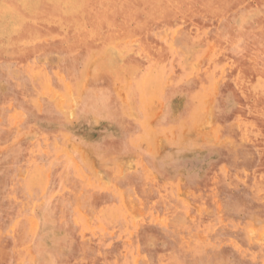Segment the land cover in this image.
Returning <instances> with one entry per match:
<instances>
[{
    "label": "rangeland",
    "instance_id": "374dc122",
    "mask_svg": "<svg viewBox=\"0 0 264 264\" xmlns=\"http://www.w3.org/2000/svg\"><path fill=\"white\" fill-rule=\"evenodd\" d=\"M26 1L0 0V264H264V0Z\"/></svg>",
    "mask_w": 264,
    "mask_h": 264
},
{
    "label": "bare ground",
    "instance_id": "6f19581e",
    "mask_svg": "<svg viewBox=\"0 0 264 264\" xmlns=\"http://www.w3.org/2000/svg\"><path fill=\"white\" fill-rule=\"evenodd\" d=\"M26 1V0H25ZM29 1V0H28ZM41 1V0H40ZM39 1V2H40ZM64 1H66V0H64ZM27 2V1H26ZM34 2V1H33ZM35 2H36V0H35ZM38 2V1H37ZM67 2V1H66ZM72 2V1H71ZM83 2H84V0H83ZM78 3H80V2H78ZM29 4V3H28ZM67 4V3H66ZM77 4V3H76ZM32 5H35V3H33ZM74 5H75V3H74ZM83 5H84V3H83ZM29 6H30V4H29ZM39 6V5H38ZM37 6V7H38ZM64 6V5H63ZM63 6H59V7H61V9L63 8ZM71 6H72V4H71ZM77 7V6H76ZM75 8V7H74ZM29 9H30V7H29ZM16 10V9H15ZM78 10V9H77ZM29 11V10H28ZM59 11H61V10H59ZM73 11H75V10H73ZM76 12H78V11H76ZM9 13V12H8ZM17 13V12H16ZM62 14H63V12H62ZM5 16V15H4ZM4 16H2V17H4ZM11 16V15H10ZM1 17V18H2ZM58 20V19H57ZM11 21V20H10ZM9 22V21H8ZM13 22H14V20H13ZM4 24H5V22H4ZM2 25V24H1ZM9 25V24H8ZM7 26V25H6ZM21 27V26H20ZM30 30V29H29ZM16 34V33H15ZM23 38V37H22ZM4 39H6V38H4ZM11 39V38H10ZM20 39V38H19ZM18 40V39H17ZM119 40V39H118ZM6 41H7V39H6ZM14 41V40H13ZM3 42V41H2ZM1 43V42H0ZM6 43V42H5ZM3 44V43H2ZM9 44V43H8ZM21 45V44H20ZM5 46V45H4ZM30 47H31V45H29ZM104 46V45H103ZM6 47H8L7 45H6ZM24 47V46H23ZM102 48V47H101ZM4 53V52H3ZM35 62V61H34ZM37 65V64H36ZM193 66V65H192ZM38 67V66H37ZM28 68V67H27ZM35 68V67H34ZM37 69V68H36ZM39 80H40V78H39ZM61 81V80H60ZM143 81V80H142ZM262 81V80H261ZM43 82V81H42ZM48 83V87L50 86V83L49 82H47ZM47 83H45V84H47ZM63 84H65L64 83V80H63ZM157 85V83L155 82L154 83V85ZM259 85H261L260 83H258ZM155 85V86H156ZM41 86H43V83L41 84ZM55 86V85H54ZM135 87H136V85H134ZM65 87V86H64ZM142 88V87H141ZM155 88V87H154ZM49 90L51 89V90H53L54 88L52 87V86H50V88H48ZM68 88L66 87V90H67ZM136 89H137V87H136ZM156 89V88H155ZM45 90V89H44ZM51 90L49 91V92H51ZM138 90L140 91V89L138 88ZM142 90H144V88H142ZM42 92H44V91H42ZM57 92V91H56ZM62 91H60V93H61ZM68 94H70V90H67L66 91ZM65 91H64V93L65 94H67ZM144 92V91H143ZM156 92L154 91V95H156L155 94ZM47 94V93H46ZM72 94V93H71ZM139 94V93H138ZM143 94V93H142ZM51 95H53V92L51 93ZM61 95H63V92H62V94ZM73 95V94H72ZM75 96V95H74ZM140 96V95H139ZM65 97H67V96H65ZM141 97V96H140ZM152 97H154V96H152ZM67 98H70V97H67ZM144 98V97H143ZM64 99V98H63ZM72 99H73V97L70 99L71 101H72ZM155 99V97L154 98H152V103L154 104V102H153V100ZM144 100V99H143ZM157 100V99H156ZM66 104H68V102H66ZM75 104V103H74ZM156 104V103H155ZM157 105V104H156ZM73 106V105H72ZM73 108V107H72ZM246 123V122H245ZM157 140H159V139H157ZM157 143L159 142V143H162L161 141H156ZM73 147V146H72ZM65 151H67V150H65ZM68 152V151H67ZM85 158V157H84ZM41 181V180H40ZM29 191V190H28ZM29 193H31L30 191H29ZM102 204V203H101ZM104 216H107V217H111V212H109V211H106V213H105V215ZM120 225V224H119ZM123 260V259H122ZM121 260V261H122ZM124 262V261H123ZM126 263H127V261H126ZM132 263V262H131ZM128 264V263H127ZM133 264V263H132Z\"/></svg>",
    "mask_w": 264,
    "mask_h": 264
}]
</instances>
